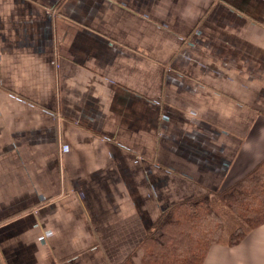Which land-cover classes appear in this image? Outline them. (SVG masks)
<instances>
[{
  "label": "crops",
  "instance_id": "crops-1",
  "mask_svg": "<svg viewBox=\"0 0 264 264\" xmlns=\"http://www.w3.org/2000/svg\"><path fill=\"white\" fill-rule=\"evenodd\" d=\"M263 159L264 0H0V264H121Z\"/></svg>",
  "mask_w": 264,
  "mask_h": 264
},
{
  "label": "trees",
  "instance_id": "trees-1",
  "mask_svg": "<svg viewBox=\"0 0 264 264\" xmlns=\"http://www.w3.org/2000/svg\"><path fill=\"white\" fill-rule=\"evenodd\" d=\"M262 225L264 159L230 186L161 212L140 244V253L121 264H202L211 246H235Z\"/></svg>",
  "mask_w": 264,
  "mask_h": 264
}]
</instances>
